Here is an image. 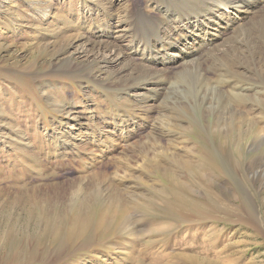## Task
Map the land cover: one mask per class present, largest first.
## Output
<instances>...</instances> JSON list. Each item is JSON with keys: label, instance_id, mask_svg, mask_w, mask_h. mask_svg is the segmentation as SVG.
Masks as SVG:
<instances>
[{"label": "rangeland", "instance_id": "obj_1", "mask_svg": "<svg viewBox=\"0 0 264 264\" xmlns=\"http://www.w3.org/2000/svg\"><path fill=\"white\" fill-rule=\"evenodd\" d=\"M168 1L0 0V264H200L207 261L214 264H264V174L254 177L259 169L257 164L261 166L264 162L263 147L257 152L244 149L243 158L249 160L241 181L216 169L212 179L211 173L205 172L203 183L196 178L194 170L185 173L180 184L191 189L189 197L196 205L204 200L216 207L206 196L209 192L215 197L221 196V202H214L218 206L224 203L227 208L229 216L224 212H213L211 217L202 221L190 214L178 217L166 206L178 203L174 195L178 190L175 182H169L161 175L154 177L165 181L163 195L150 194L145 187L153 183L151 178L147 177L149 181H146V176L141 174L143 165L146 166L140 154L144 149L141 144L148 140L150 123L140 126L144 133L139 131L137 134L136 128H128L135 134L130 141L133 147L127 148V152L124 148L130 144H122L114 135L113 128L119 122L116 121L119 115L128 119L136 117L140 109L146 107L139 103V95L149 97L151 87L149 91L144 87H133L128 92H121L124 90L123 75L118 81L119 77L113 74L123 66L112 63L104 67L100 59H112L118 55L116 50L123 53L128 50L133 39L135 13H139L142 20L145 16L152 22L161 23L165 40L174 29L172 19L167 16L174 10L172 3L188 4L181 0ZM199 11L206 13L204 21L214 24L217 20L204 5ZM129 13H132L131 19ZM253 13L246 18H219L223 26L234 23L233 29L223 32L215 47L205 53L207 56H197L198 65L189 64L187 67L194 66L197 68L194 72H201L204 82L209 80L212 87H217L224 81L222 75L227 74L220 60L232 55L231 65L239 64L232 70L238 74L240 71L246 80L249 77L250 87L257 77V66L248 68L247 57L251 56L243 53V47L235 53L232 49L241 43L238 35L244 25L251 30L250 36L244 39L245 43L251 45L257 54H264V43H255L259 36L255 27L250 29L254 22L264 18V14L259 9ZM97 27L105 28L107 33L102 35ZM75 35L81 38L79 45L87 46L85 51L77 50L75 45L68 46L67 39ZM168 42L165 40L164 48H168ZM97 53L102 56L95 57ZM209 56L215 61L203 64ZM131 57L135 65H144L139 57ZM257 58L264 59L263 55H257ZM90 64L92 66L88 67ZM182 64L153 67L158 75L167 71L169 88L158 102L153 103L155 110L146 108L152 111H148L152 118L162 114V117L174 115L177 119L182 113L177 114L172 107L194 102L193 94L189 96L183 87L186 85L180 83L179 77L187 68ZM67 66L69 68H64ZM234 84L232 81L225 84L223 91H230ZM170 85L175 89L171 90ZM238 89L245 91L244 87ZM168 95L171 96L169 99ZM248 107L249 117L261 122L260 130H263L264 118L259 114L264 113V109L260 110L256 105ZM167 111L169 113L165 115ZM183 116L192 125L188 132L190 143L184 148L190 150L196 144L205 151L207 148L217 151L221 135L219 137L216 133V127H211L212 120L203 119L205 116L198 110H191ZM167 131L165 127V136L157 147V158L168 159L173 148H169L170 151L167 148L178 143V132L172 128ZM102 136L109 144H118L119 148L116 146L118 150L110 154L106 162H92L90 168L88 158L100 153L98 138ZM66 140H70L73 146L69 147L73 155L60 149V143ZM152 152L156 154L155 150ZM131 157H137V161ZM185 157V152L180 151L176 158ZM120 160L130 166L119 172L116 166L122 162ZM162 165L166 166L165 163ZM208 183L214 186H207ZM111 185L124 196L144 195L150 197L149 201L135 211L129 210L125 216L112 209V200L90 202L97 191L102 187L110 190ZM111 195L109 191L105 198ZM86 203L91 205L86 206ZM243 205L248 210L253 208L254 216H251V210L242 211ZM237 210L239 213L231 215ZM161 228L167 232L159 231Z\"/></svg>", "mask_w": 264, "mask_h": 264}, {"label": "bare ground", "instance_id": "obj_2", "mask_svg": "<svg viewBox=\"0 0 264 264\" xmlns=\"http://www.w3.org/2000/svg\"><path fill=\"white\" fill-rule=\"evenodd\" d=\"M181 1L186 2L188 4L178 5L177 3H172L174 10H173V12H171V14L167 15L172 19L171 22H172L173 28H174L172 30V33L169 34L165 38V40L169 41L167 43L168 48H164L165 40L163 38V28L161 27L162 24L157 22V21L152 22L151 19H148L145 16L143 17V20H142L139 18L140 14L135 13V16L133 18V21L135 23L132 26V31H133L132 37H133V39H132L131 46H129L128 50L125 53H123V51H121V50L120 51L116 50V53L118 55L115 58L100 59V60L102 61V64L104 65V67H107L105 65L112 64V63H119L120 65L123 66L122 69H119L117 73L113 74V76L119 77L118 81L121 80L120 75H123L124 81L121 83H123L124 90L121 89L120 90L121 92H123V91L128 92L133 87H135V88L144 87L146 90H148L151 87V90H150L151 95L149 97H145L142 94L139 95V97H140L139 103L144 104L146 107L140 109L141 112L138 115H136V117H134V118L132 116V119L131 118L128 119L127 117L122 116V119H120V122L118 124H116L115 128H113L116 130L114 132V135L120 136L124 145H128V144H130V142L128 141L129 134H130L129 129L132 130V129L136 128L137 134H139L140 126L144 127V125L147 122L150 123L151 129L148 133V137L146 136L148 138V140L146 141V143L145 142L143 144L140 143L141 148L142 147L144 148V149H142L143 151L140 149L141 150L140 154H142L141 157L143 156L142 161H144L146 163V166L143 165L141 174L145 175L146 178L148 177V178H151L153 180V183L151 181V183H152L151 185L148 184L145 187L149 190L150 194L163 195L164 194L163 190H165V188L163 186V182H165V181H163V179H161V178H154V177L161 175L162 178H167L169 182H175L174 184L177 186L178 190H177L176 194H174V195L176 196L178 203L176 205L166 204V206L171 211L175 212L178 215V217H182L184 214H187V217H188V214H190L192 217L194 216V218L201 219L202 221H204V220L208 219L209 217H211L213 212H224V214L227 215L228 211H227V208L224 205V203L221 206H218L214 202V200L221 202L222 201V200H220L221 196L215 197V196H213V194L206 192V196H208V198H210V201L212 203H214L216 207L211 205L210 202L204 201V200H202L203 201L202 204L200 203V204L196 205L194 203V201L189 197V193H191V189H186L185 187H183L180 184V181L184 177L186 172L194 170L196 178H198L203 183L204 177L207 174L211 173L210 179L213 178L212 174H215V169L217 172L219 171V172H222L223 174H224V172L228 173V175L224 174L227 177L230 176L231 178H233L235 180L238 178L241 181L242 176L244 177V175H245L246 170L244 171V169H245V166L247 165V162L249 160V159L245 160L243 158L244 149L247 148L248 152H252V151L257 152V150L260 149L261 147L264 148V139H263L264 129L260 130V129H262V127L260 126L261 122H256L255 118L249 117V114H251V113L249 112V107H248V106L256 105L259 107L260 110L264 109V59L257 58V55H263V57H264V54H263V52H260L259 54H257V52L254 50V48L251 45H249L248 43H245L244 39L247 38L248 36H250L251 30H249L246 27H243L244 25H242L241 27L239 26L240 27V30H239L240 35H238V38H239L238 41H240L241 43L239 44L238 47H234L232 50L235 53V52H238L243 47L242 48L243 53L244 54L245 53L250 54V56H251V57H247L248 61L250 62V66L248 68H250L251 66L252 67L257 66V70H256L257 77L255 76L256 79H254L255 77L253 78L255 81L253 83H251L252 86L250 84V87H249V83H248L249 77L247 78L248 80H246V78L243 76V74L240 75V71L238 74L237 72H234L232 70L234 67H238V65H239V64L235 65L234 63H233V65H231L232 55L231 56L229 55L228 57L226 56L227 58L224 59L223 61L220 60L221 63L223 64V68H225V72L227 74L222 75V80H224V81L220 82L217 87H212L211 86L212 84L210 85L209 80L208 81L205 80V82H204L203 77L201 76L202 73L200 72V74L199 73L196 74L194 72V69L197 70V68H195L194 66H190V67H187V66L189 64L190 65L195 64V66L198 65L197 64L198 60H196L197 55L201 54V52L206 47L214 46L216 43V40L220 39L222 37L223 32L230 30L234 26V23L229 24L227 26L221 25L219 20H218L219 18H221L222 16H224L225 20L237 19V18H246L250 14L254 15L255 13H253V12L256 9H259V12L264 14V10H262V8L264 9V0H181ZM171 2H172V0L168 1V3H171ZM95 4H98V3H95ZM203 5L207 8V10L213 16H216L218 21L215 20L214 24H211L209 22L204 21V17L206 16V13L199 11ZM189 6H190V8H189ZM131 15H132V13H129L130 19H131ZM149 16H150V14H149ZM251 23H253V22H251ZM263 25H264V18L262 20L260 19V21L254 22V24H252L250 26V29L252 26L255 27L257 34L259 36L256 38L255 43H258L260 41H262L264 43V26ZM207 29H209V31ZM98 31L102 35L103 34L105 35L107 33L105 31V28H98ZM236 35H234V36H236ZM81 37H84V36H81ZM132 37H130V38H132ZM232 39L234 40V38H232ZM83 40H85V39H83ZM79 41H81V38L80 37L76 38V35L74 38L69 37L67 39V43H68L69 47H71V46L74 47V45H75V46H77V48H76L77 50L85 51L84 49L87 46L85 44L79 45L78 44ZM170 42H171V44H170ZM90 43H92V42H90ZM94 44H96V43H94ZM104 48H107V47L105 46ZM114 48L116 49V47H114ZM228 52H229V50L226 53H228ZM219 55H220V53H219ZM94 56L95 57H101L102 55L100 56V54L97 53V54H94ZM131 56L139 57L144 65H141V64L135 65L134 61L132 59H130V58H132ZM204 56H207V54H205ZM185 58H187L188 60H186ZM162 59H167V61H164L166 66H175L177 63L181 62L184 64V65L182 64L183 67H187L185 69V71L179 77V78H181L180 83L186 85V87L185 86H183V87L185 88L184 90L187 94H189V96H190V93L193 94L192 100L194 98V102L189 104L188 106L178 105L177 107H175V105H174L172 108L176 110L175 112L178 111L177 114L182 113V115L178 116L177 119L172 114L173 111H170V112H172L170 114H172L174 117L171 116L168 118V116H166L167 119L165 117H162V114L161 115L159 114V116L157 115L158 117H156V118H152L151 116H149V112H150L149 110H152L153 107H156V106H154L153 103L155 101L158 102L161 99V97L163 96L162 94L169 88V87H167V85H168L167 81H169V78L165 74L167 71L163 70L165 73L158 75L159 73L154 72V69H153V67L155 65L162 64V62H163ZM209 60H212L213 62L215 61L213 56H209L207 60L206 59L204 60L205 62H203V64L204 63L208 64L209 62H207V61H209ZM95 61H97V60H95ZM212 61H210V62H212ZM213 62H212V64H213ZM136 64H138V63H136ZM90 66H92V64L88 65V67H90ZM64 68H69V67L67 66ZM155 68H156V66H155ZM226 68H227V70H226ZM241 69H242V67H241ZM204 71H203V73H204ZM208 71H210V70H208ZM212 71H213V69H212ZM218 71L221 72L220 70H218ZM131 72L133 74L128 75ZM241 73H243V72H241ZM211 74H212V72H211ZM216 75H218V74H216ZM227 75H229V76H227ZM248 75H246V76H248ZM225 76H227V77H225ZM251 76H254V75L252 74ZM229 77H231V78H229ZM228 78H229V80H226ZM217 81H218V79H217ZM231 81L233 83H235L234 85H231V87L233 89H237V90L231 89L230 91H227V92L223 91L224 90L223 86L227 83H230ZM176 82H178V81H176ZM212 83H214V82H212ZM239 84H243V85L238 86ZM216 85H217V83H216ZM173 86H174V84H173ZM173 86H171L172 87L171 90L175 89ZM239 87H244L245 91L242 92L243 90L242 89L239 90L238 89ZM169 97H171V96L168 95V99H169ZM165 99H167V98L165 97ZM150 103H152V104H150ZM167 105H168V103H167ZM169 106H168V108H169ZM146 108L149 110H147ZM160 109H162V108H160ZM153 110H155V108ZM191 110H196V111L198 110V113L200 112L201 115L203 114L205 116L203 119L208 118V121L212 120V122H210L211 127H214V128L216 127L217 128L216 133L219 134V137L221 135V141H220V145H219L217 151H212L213 149L211 150L209 148H207V150L205 151L202 147H199L196 144H193V146L190 150H188L189 148H187V149L184 148L185 145L187 146V144L190 143V138L188 136V132L191 130L190 127L192 125L185 120V117L183 116V114H189L191 112ZM245 111H247V112H245ZM130 112H132V110ZM166 113L168 114L169 111L165 112V115H166ZM259 115H261V117L264 118V113L260 112ZM130 121H132V122H130ZM169 121H172V123H170ZM185 124L188 125L189 127H187ZM165 127L168 129V131L170 128H172V131L178 132V136H177L178 143L172 144L167 148L169 151L171 148H173L172 151H170L171 154H170V157L168 159H162L160 157L157 158L158 156L156 157L157 147L161 144V138H163L165 136ZM144 137H145V135H144ZM138 139H140V138H138ZM138 139H137V141H138ZM142 139H144V138H141L140 140L142 141ZM69 141L66 140L63 143H60V149H62L64 152H69L72 154V151H70L69 147H73V146H71L72 144ZM113 141H112V143H113ZM137 141H135V143ZM141 141H139V142H141ZM98 146L104 147V149H109V151H110V149L115 150L113 145H109L103 139H101L100 145H98ZM116 146H118V148H119L118 144ZM138 146H140V145H138ZM131 147H133V145H131V144L128 146H125L124 150L126 151L127 148L131 149ZM77 148H79V147H77ZM134 148H137V147H134ZM134 148H132V150H134ZM83 149H84V147H83ZM95 149H97V148H95ZM153 150H155L156 154H154L152 152ZM105 151H107V150H99L100 153H98V155L97 154L96 155H90L91 156L90 159L88 158L89 161L91 160V163H89L90 168L92 166V162H94V164H96V163H102L103 164L104 162H106L108 160L109 157L106 156ZM180 151L185 152V155H186L185 158H183V159H177L176 158L177 153H179ZM132 153H134V152H132ZM137 153L135 155H137ZM77 154H80V152ZM126 155L129 156V154H126ZM130 156H132V155H130ZM65 157H66V155H65ZM132 157H131V159H132ZM171 157H173V158H171ZM127 158H125V159H127ZM136 158L137 157H135L132 160H135ZM132 160H130V161H132ZM81 161H83V160L81 159ZM120 161H122V160H120ZM135 161H137V160H135ZM124 162L122 161V162L117 163L118 164L116 166L117 171L122 170V169H127L130 166L129 163H127V162L124 163ZM134 163H136V162H134ZM162 163H165L166 166L162 165ZM85 164H87V163H85ZM139 165H141V164H139ZM257 165H258L259 169L256 171L254 177L262 176L264 174V162L261 163V166H260V163ZM132 168H134V167H132ZM140 168H141V166H140ZM122 172H124V171H122ZM205 172L207 174H205ZM115 174L117 175V173H115ZM131 176H132V174H131ZM124 178H125V176H124ZM148 178L146 181H149ZM141 179H142V177H141ZM100 180H101V178H100ZM106 181H108V180H106ZM139 181H141V180H139ZM120 183H123V182L120 180ZM146 184H147V182H146ZM210 184L213 185L212 183H208L207 186H209ZM104 186L105 185H103V187ZM153 186L158 187V189H154ZM103 187L100 189L99 192L97 191V193H95L92 197L90 196L92 199L90 202L91 203L92 202H96V203L102 202L104 199L106 201L112 200V202H113L112 204L114 205V207L112 209L114 211H116L117 214H119V215L121 214L123 216H125L129 212V210L135 211L137 208L141 207L142 204H145L147 201H149V198H150V197L147 198L144 195H142V196H131L130 194H128L127 196H124V193L119 191L113 185H111V187H109L110 190L105 189ZM128 187H126V189ZM114 188H115V190H114ZM129 188H128V190H130ZM109 191L112 193V195L110 196V198H105V195ZM120 194H121V196H124V197L123 198L115 197L116 195H120ZM223 199H225V198H223ZM140 200H142V201H140ZM87 205H91V204L86 203V206ZM228 208L231 209V207H228ZM241 209H242V211L246 210L247 212H249V210H251L252 211L251 216H254L255 211L253 208H249V210H248V208H246L245 205H243ZM237 213H239L238 210L233 212L231 215L237 214ZM191 216H189V217H191ZM227 216H229V215H227ZM197 219H196V221H197ZM188 220H190V219H188ZM156 227L158 228V226H156ZM167 228H168V226H167ZM81 231H83V228H81ZM159 231H162V228ZM163 231H165V230L163 229ZM165 232H167V231H165ZM151 233H153V232L151 231L150 234ZM147 234H149V233H147ZM57 235H59V234H56V236ZM160 239H161V237H160ZM165 255H167V254H165ZM193 259H195V258H192V260ZM207 262H201L200 264H214V263H207Z\"/></svg>", "mask_w": 264, "mask_h": 264}]
</instances>
